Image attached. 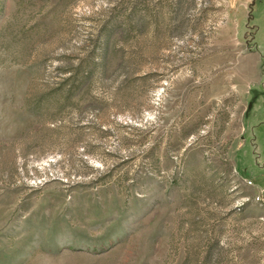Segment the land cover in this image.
Wrapping results in <instances>:
<instances>
[{
	"label": "rangeland",
	"instance_id": "rangeland-1",
	"mask_svg": "<svg viewBox=\"0 0 264 264\" xmlns=\"http://www.w3.org/2000/svg\"><path fill=\"white\" fill-rule=\"evenodd\" d=\"M263 158L264 0H0V264H264Z\"/></svg>",
	"mask_w": 264,
	"mask_h": 264
},
{
	"label": "crops",
	"instance_id": "crops-1",
	"mask_svg": "<svg viewBox=\"0 0 264 264\" xmlns=\"http://www.w3.org/2000/svg\"><path fill=\"white\" fill-rule=\"evenodd\" d=\"M261 168L264 169V158H263V162H262ZM253 186H254L257 190H259L262 194H264V186H261V187H259V186H255V183H254V182H253Z\"/></svg>",
	"mask_w": 264,
	"mask_h": 264
},
{
	"label": "built area",
	"instance_id": "built-area-1",
	"mask_svg": "<svg viewBox=\"0 0 264 264\" xmlns=\"http://www.w3.org/2000/svg\"><path fill=\"white\" fill-rule=\"evenodd\" d=\"M249 184L250 185H253V182L252 181H249ZM258 201H262L261 198H258Z\"/></svg>",
	"mask_w": 264,
	"mask_h": 264
}]
</instances>
